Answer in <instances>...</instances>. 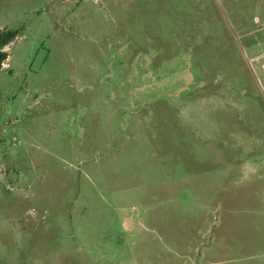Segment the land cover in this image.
<instances>
[{"label":"rangeland","instance_id":"rangeland-1","mask_svg":"<svg viewBox=\"0 0 264 264\" xmlns=\"http://www.w3.org/2000/svg\"><path fill=\"white\" fill-rule=\"evenodd\" d=\"M7 29L0 264H264V0H0Z\"/></svg>","mask_w":264,"mask_h":264},{"label":"trees","instance_id":"trees-1","mask_svg":"<svg viewBox=\"0 0 264 264\" xmlns=\"http://www.w3.org/2000/svg\"><path fill=\"white\" fill-rule=\"evenodd\" d=\"M19 35L17 30H1L0 31V70L2 69L3 63L8 58V53L4 50L11 42H13Z\"/></svg>","mask_w":264,"mask_h":264},{"label":"water","instance_id":"water-1","mask_svg":"<svg viewBox=\"0 0 264 264\" xmlns=\"http://www.w3.org/2000/svg\"><path fill=\"white\" fill-rule=\"evenodd\" d=\"M125 226H126V228H131L132 227V225H131V217L126 219Z\"/></svg>","mask_w":264,"mask_h":264}]
</instances>
